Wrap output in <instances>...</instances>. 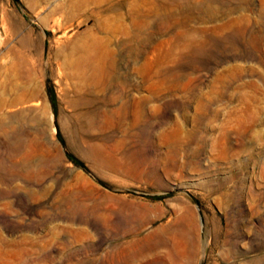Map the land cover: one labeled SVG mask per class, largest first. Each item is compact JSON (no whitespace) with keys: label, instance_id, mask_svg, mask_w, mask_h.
<instances>
[{"label":"rangeland","instance_id":"rangeland-1","mask_svg":"<svg viewBox=\"0 0 264 264\" xmlns=\"http://www.w3.org/2000/svg\"><path fill=\"white\" fill-rule=\"evenodd\" d=\"M189 217L176 264H264V0H0V264H159Z\"/></svg>","mask_w":264,"mask_h":264},{"label":"bare ground","instance_id":"bare-ground-1","mask_svg":"<svg viewBox=\"0 0 264 264\" xmlns=\"http://www.w3.org/2000/svg\"><path fill=\"white\" fill-rule=\"evenodd\" d=\"M143 28H144V26H143ZM188 224L189 225H188V233L187 234L177 231L178 233L169 242L166 240H163V239L154 241L153 244L155 247L167 248L166 252L160 251V252H162V254H166V255H163V257L161 256L162 257V259H161L162 263H159V264H176V262H173L172 259H177V260H181V261L183 259H186V260H188V263H190V261L193 258V255L195 253V248H196L193 217L188 218ZM120 253L123 255H126L125 254L126 248L121 250ZM166 256H169L171 258L169 260L170 262H168V259Z\"/></svg>","mask_w":264,"mask_h":264},{"label":"trees","instance_id":"trees-1","mask_svg":"<svg viewBox=\"0 0 264 264\" xmlns=\"http://www.w3.org/2000/svg\"><path fill=\"white\" fill-rule=\"evenodd\" d=\"M72 160L75 161V163L81 165V163L79 161L75 160L74 158H72Z\"/></svg>","mask_w":264,"mask_h":264},{"label":"water","instance_id":"water-1","mask_svg":"<svg viewBox=\"0 0 264 264\" xmlns=\"http://www.w3.org/2000/svg\"><path fill=\"white\" fill-rule=\"evenodd\" d=\"M170 194H172V192H170ZM201 214V213H200ZM202 222H203V220H202ZM203 264V263H202Z\"/></svg>","mask_w":264,"mask_h":264}]
</instances>
